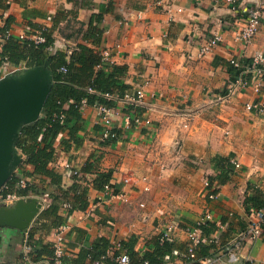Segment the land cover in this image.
Instances as JSON below:
<instances>
[{
  "label": "crops",
  "instance_id": "0c3cea01",
  "mask_svg": "<svg viewBox=\"0 0 264 264\" xmlns=\"http://www.w3.org/2000/svg\"><path fill=\"white\" fill-rule=\"evenodd\" d=\"M250 8H259L262 19L255 37L244 42L236 33L246 26ZM6 27L5 36L10 32L16 38L45 27L56 43L45 62L4 69L0 82L28 73L53 75V52L83 44L112 51L114 63L127 68L125 84L132 90L143 86L146 92L142 117L150 123L125 129L123 116L114 114L123 101L112 107L113 127L124 131L115 144L102 139L100 110L90 105L82 110V142L69 150L59 146L66 134L56 142L50 167L61 175L63 188L73 186V168L90 170L82 173L90 187L89 205L66 220V258H77L102 239L108 241L111 260L127 253L134 240L133 248L141 254L161 238L173 243L172 257L165 262L184 261L188 230L210 213L216 222V250L209 264H264V228L254 239L242 236L256 211H248L247 196L255 189L264 194V78L247 73V85L234 96L218 98L237 79L230 72L232 59L246 62L264 53V0H240L235 10L228 0H0V52ZM94 30L101 33L97 42ZM215 32L221 33V43L201 54ZM247 104L255 108L247 109ZM18 153L22 163L13 173L23 167V177L31 180L33 168L24 167L25 156ZM217 157L240 164L224 182L217 178L223 164ZM97 175L109 176L108 191L93 187ZM46 181V195L33 196L47 203L55 187ZM45 239L53 243L55 231ZM21 247L3 246L0 264H19ZM229 250L236 252V262L228 260Z\"/></svg>",
  "mask_w": 264,
  "mask_h": 264
},
{
  "label": "trees",
  "instance_id": "16d2710c",
  "mask_svg": "<svg viewBox=\"0 0 264 264\" xmlns=\"http://www.w3.org/2000/svg\"><path fill=\"white\" fill-rule=\"evenodd\" d=\"M101 20V15L96 17ZM42 34L46 38L44 43L36 45L29 40H21L13 34L6 37L7 27L2 31L5 36L3 49L0 52V76L4 69L12 68L16 65L25 63L27 66H33L45 62L54 48L56 40L50 35L45 27ZM93 41L100 40L101 33L97 30L92 32ZM67 49L55 50L51 57V66L54 83L44 104L42 115L33 123L22 127L15 147L20 150L24 156V167L31 166L33 172L29 175L31 180L26 187L20 186V180L25 175V168H20L14 172L5 183L6 192H16L21 196H40L44 197L47 192L46 180H49L55 187V192L51 194L52 200L47 202L41 215L34 224L28 229L27 237L24 230L3 227L0 228V251L3 246L23 244L27 239L28 245L32 248L29 253L30 261L24 259L23 250L17 252L20 258L19 264H42L49 261L55 263V254L53 243L46 241V235L50 234L60 224H66L68 216L75 210H84L88 207V192L90 190L88 181L80 183L81 177L74 176V184L70 188H63L61 185V175L52 167L50 163L55 160L57 155L56 142L60 135L66 134L68 137H62L59 146L63 150H69L72 144H80L81 137L79 132L84 128V119L82 110L84 105L116 107L118 100L106 96H121L126 93L129 87L125 84L127 74L126 66L109 64L102 62L101 51L94 50L86 45H77L71 54ZM252 59L246 62H240L241 65H249ZM8 65H11L8 67ZM230 72L234 79L239 75L240 68L233 63L230 64ZM99 66H101L99 68ZM65 68L66 71H63ZM264 78V74H263ZM91 88L93 92L88 89ZM130 114L132 122L144 113V108L140 106H126L123 111ZM105 128L101 130L104 131ZM110 135L105 139L106 143L115 144L122 140L124 131L120 128L112 127L109 129ZM221 165L220 175L217 176L224 182L232 174V165L230 159L217 157ZM81 171V170H80ZM89 168L82 169L81 173L89 172ZM40 175V182L36 181L34 175ZM214 179V178H210ZM82 180H86L85 178ZM109 176L97 175L93 180V187L104 190L109 184ZM70 204V208L65 209L66 214H60L63 204ZM246 205L248 211L259 210L264 207V194L255 189L253 193L247 196ZM191 227L199 228L202 236V242L195 250V257H191L187 249V256L184 261H194V264H200V260L210 258L216 250V238L212 237L216 222L206 221L196 223ZM264 228V227H263ZM135 240L130 244L128 255L130 264H138L145 260L152 264H163L167 259H171L173 253V243L161 238H156L150 251L139 253L134 250ZM109 244L106 239H102L97 245L91 248H83L75 259L62 257L60 264H120L117 260L118 253L111 260L107 257ZM250 264V263H247Z\"/></svg>",
  "mask_w": 264,
  "mask_h": 264
},
{
  "label": "built area",
  "instance_id": "2783aa9c",
  "mask_svg": "<svg viewBox=\"0 0 264 264\" xmlns=\"http://www.w3.org/2000/svg\"><path fill=\"white\" fill-rule=\"evenodd\" d=\"M240 0H228V3L231 6L232 10H235L236 4ZM181 9H179L180 11ZM261 19H262V12L260 11L259 8H250L248 10V16H247V22L246 26L238 31L237 34V39L242 40L244 42H250L255 35L257 34L260 24H261ZM7 36H11L10 32H7ZM1 37V35H0ZM19 39L21 40H29L34 42L36 45L40 43H44L46 41V38L42 34V29H36L33 33L31 34H26L22 33L19 35ZM222 41V35L220 32H215L208 40V42L201 47V54H205L211 50H213L215 47H217ZM73 51V48H68L67 53L71 54ZM101 55H102V62L103 63H109V64H115L113 61V53L110 51L108 48H104L101 50ZM252 59V63L249 65H241L238 61L235 59L231 60V63H233L236 67L240 68V73L237 79L229 85L226 91L222 93L221 95L218 96L219 99H224L228 98L231 96H234L241 87H244L247 85L248 80L244 78V75L247 73H255L256 75H260L263 77L264 74V53L263 52H258ZM101 66H99L100 68ZM63 71H66L65 68H62ZM89 91L93 92L91 88L88 89ZM106 96L110 98H114L117 100H122L124 107L121 108L120 110H115L114 114L119 116H123V127L125 129H131L133 126L138 124L139 122H145V123H150L148 119L144 120L142 116L136 117L134 119L135 123L132 122L130 114H125L124 108L126 106L132 105V106H140L143 107L145 104V99H146V92L143 88V86L137 88V89H128L125 94L121 96H114V95H108ZM101 113V118L102 122L104 123L105 130L101 132V137L102 139H107L110 135L109 129L113 127L114 124V119L111 116V112L114 111L112 107H109L107 105L99 106L98 107ZM247 109H253L255 108L254 105L247 104L246 105ZM230 163L234 169L240 168V164L238 161L235 159L231 158ZM72 175H75L77 177H81V180H79L80 183L83 182L82 179H84L83 174L81 171L77 168L72 169ZM29 179H26L24 177L21 178L20 180V186L25 188L27 183L29 182ZM105 189L108 191L110 189V185H106ZM6 186L4 185L0 189V206L5 205V206H12L16 203L21 198H27L25 196H21L16 192H6ZM146 190L148 188L146 187ZM124 200H127V198L124 197V195H121ZM32 197V196H29ZM39 198V197H38ZM43 206L45 207L46 202L42 201ZM64 209L70 208V204L64 203L63 204ZM212 220V215L210 213H206L203 215V217L200 219L198 223H204L206 221H211ZM264 227V207L252 212L251 220L250 223L243 233V238H249V239H254L257 236L260 235L262 229ZM68 228L67 224H60L54 231H55V241L53 242V247H54V254H55V263L60 264L62 257L65 256V242H66V237L65 233ZM172 227L170 226L168 231L164 234V238H168L170 231ZM188 236H189V246H188V251L191 257H195V250L198 247V245L202 242V236L199 228L194 227L188 230ZM27 237V233H26ZM21 249L23 250L24 253V259L26 261H30L29 258V253L31 252V247L27 243V239L24 240V243L22 244ZM227 257L230 262H236L238 260V256L236 252L234 251H228L227 252ZM117 260L119 261L120 264H130V257L128 253L123 252L121 253ZM214 260V259H213ZM48 261V260H47ZM212 261L210 258H206L203 260H200V264H209ZM138 264H152L149 261L145 260L141 263ZM163 264H194V261H178V262H164Z\"/></svg>",
  "mask_w": 264,
  "mask_h": 264
},
{
  "label": "water",
  "instance_id": "95a60500",
  "mask_svg": "<svg viewBox=\"0 0 264 264\" xmlns=\"http://www.w3.org/2000/svg\"><path fill=\"white\" fill-rule=\"evenodd\" d=\"M52 79L53 75L41 72L0 82V189L22 163L15 147L19 130L42 115ZM43 209L42 201L35 196L21 198L12 206L2 205L0 228L26 230Z\"/></svg>",
  "mask_w": 264,
  "mask_h": 264
},
{
  "label": "rangeland",
  "instance_id": "374dc122",
  "mask_svg": "<svg viewBox=\"0 0 264 264\" xmlns=\"http://www.w3.org/2000/svg\"><path fill=\"white\" fill-rule=\"evenodd\" d=\"M6 83H9V82H6ZM0 86H1V84H0ZM1 88V87H0Z\"/></svg>",
  "mask_w": 264,
  "mask_h": 264
}]
</instances>
